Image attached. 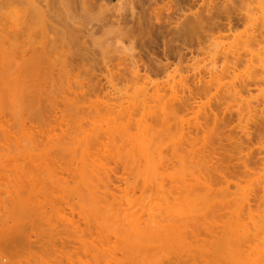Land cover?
<instances>
[{
	"label": "rangeland",
	"instance_id": "374dc122",
	"mask_svg": "<svg viewBox=\"0 0 264 264\" xmlns=\"http://www.w3.org/2000/svg\"><path fill=\"white\" fill-rule=\"evenodd\" d=\"M18 2L21 3L19 0H0V21L4 19V21L0 23V31L2 26L9 25L10 22L12 26L9 25V27L7 26L6 28L10 29L11 26V30H13V20L16 19L15 17L20 19L18 10L20 11L21 6H19L20 4ZM113 10L114 11L111 10V13L117 16L119 15L118 17L120 20L118 22L119 25L116 23L113 26L114 34H110L108 36L97 35L95 37L97 40L88 39L84 45L87 56L83 61L79 57L68 58L69 64L76 65V63L78 64L80 62L79 64L81 67V69L69 71L70 73L52 72L53 74L41 73L39 75H34L31 72L22 71L19 59V42H17V39L15 38L13 41H7L8 39L6 37L10 36L8 35L9 33L4 31V29L1 31V33L4 35L5 33L7 34L5 35L6 37L4 36L3 41V38H0V162L2 163H0V204L2 202L0 205V225L2 224V226H0V234H4V231H6L7 234L5 233V236L1 234L2 236H0V240L3 238V241L6 242L10 239L9 242L11 243V238H14L12 243H15V245L1 241L4 243L3 246V244L0 242L3 248L11 247L10 245H12V247L14 246L13 249L9 248L10 250L7 249L6 251L0 247V251L1 249L3 250L0 253V264H39V262L40 264H263L264 244L262 243L264 240V225L261 224H264V0H121L117 3L116 7L113 8ZM146 10H150L154 12V14L157 13V17L153 16V19L148 18L149 16L147 17L145 16L146 14H144ZM17 13L19 16H17ZM11 16H13V20H11ZM5 18H7L6 22L7 20L10 22L5 24ZM16 20L14 21L16 22ZM18 21L19 20H17V22ZM124 21L127 23L125 22L124 24ZM19 22L17 23L18 25H20ZM16 23L15 25H17ZM17 27L19 30L20 26H15L14 31L17 30ZM8 29L7 31H10ZM18 30L17 32L15 31L16 33H13L18 34ZM80 30L84 31L85 27L81 26ZM13 36L11 35L10 39H13ZM15 37H17V35H15ZM72 59H74V61ZM159 103L161 105L167 106L171 110H168L169 112L174 111L172 112V115L175 116H172L168 112L165 114V117H169L165 119L166 121H162L163 117L160 116L163 113H160L161 110L159 108ZM171 103L174 105V107L171 105ZM177 105H179V107ZM160 107L162 109L163 106ZM171 107L174 110H172ZM130 109H134L132 113L135 114L131 117L134 124H129V126L127 125L128 127L125 125L126 127H123L121 123L123 124L126 120H128L127 117H129L128 114L131 111ZM178 111L180 112L177 115ZM132 113L130 112V115H132ZM94 115H97L98 117L96 116L95 119ZM156 115H159L158 118H161V120L157 119ZM90 116H92V119ZM176 117L177 120L179 118L182 119L181 124L179 123L181 120L177 121ZM109 119L110 121H108ZM121 119H123V122H121ZM164 122L167 123L164 124ZM146 123H148V125H145ZM178 123L180 126H178ZM146 126H150L149 128L152 126L153 129L151 130H153V132L151 130L148 131L149 128H145ZM179 128L181 131H179ZM99 129L100 132L98 131ZM145 129L148 131V134ZM150 132L153 134L148 136ZM179 132L183 134V139L181 138ZM79 133L81 134L79 135ZM69 134H76L74 137H77L76 139L80 142L85 140L84 136H86V138H88V145L91 143L92 146L86 145L87 139L85 142L83 141L84 143L82 142L83 144H79L74 138L78 143V147L81 145V149L84 148L82 147L84 144L86 145H84L86 148L82 150L83 153L85 152L84 154L81 153L78 148L79 151L77 153L80 155L77 157L76 155L78 154L75 152L77 149H74L75 144H72L73 146L70 144L72 141L75 142V140H72L73 138H69L71 141H67V143L66 140L69 139H63L65 136L68 137ZM154 134L160 139H157L155 136L156 140L154 138L153 140L155 141L153 143L151 135L154 136ZM93 135L96 138L93 137ZM179 136L183 141H181L180 145V139L178 138ZM139 137L144 138L140 140L141 138L138 139ZM58 138H60V140L62 138L64 141L59 140V143L57 142ZM135 138H137V141H135L134 144V140H136ZM203 138L205 140L207 138V141L204 142ZM51 139H55L54 141L57 140L55 142L56 144L54 143L56 146L58 144L63 145L60 148L62 150H60L58 155L56 152H54L56 147H53L54 150H51L50 152L52 145L55 146L53 144L54 141L52 142ZM145 139H147L146 141L149 139L150 143L146 142ZM39 140L40 142H36ZM50 140L52 145L50 144ZM106 140L107 142L105 143ZM157 140L158 143H160L159 146L161 145L158 148L159 152L161 151L164 158H166L168 161L166 163L165 160V165L162 169H160V172H158L159 170H157L156 167L154 168L156 171L151 168V166L154 167L157 163V158L155 157L156 160H153V156L149 155L157 154ZM62 141L63 143L66 142L67 144L65 143L66 145H64L61 143ZM29 142H31V144ZM151 142L153 144L156 143L157 145L154 146ZM22 143L24 145H22ZM10 144L13 145L11 146ZM34 144L35 148L31 146ZM68 144L71 146H68ZM145 144L149 145L150 148L152 146L151 150L150 148L148 150L149 146L147 147ZM39 145H41V148ZM139 145L140 148L138 147ZM48 146L51 147L48 148ZM64 146L67 147V149L69 147H74L73 149L71 148L72 150L70 149L71 151H69V149L68 151L69 153L72 152L71 155L75 158L70 157L71 155L67 156L69 153L67 150L66 153L63 151L66 149ZM143 146L147 147L145 148V151L148 152V156L144 151V148H142L143 151L141 150V147ZM31 147L33 150H30ZM90 147L93 148H91L93 150L92 152L95 151V154L93 153L94 155L88 153ZM135 147L140 149L139 152L142 151L140 155L143 154L142 156H144L146 154L147 159H150L148 160L152 165H148L150 168H145L148 170L152 169L153 173L158 172V175L161 173V171H164L165 173L167 170V174L172 172L170 173L171 176L175 175L176 177H179V174H181L179 172L182 171L180 169V171L178 170V168L182 166L181 165L179 167V156L183 157L182 154H179L183 152L184 155H187V152L196 153L199 154V156L203 155L207 162V165H205L206 163L204 162V166H206L208 170L209 168L214 167L215 169H213L216 172H212L210 174L209 170V176H207V174L203 173L201 170L202 173L199 172L201 173L200 176L203 177L201 178L198 171H194V173H198L196 175L197 178L199 176L198 183H195L197 178L194 181L196 176L193 173L195 177L193 176L194 179H192L195 183V186L191 185L193 184L192 182L189 183V181L192 179H186L188 182L186 180L183 182V179L180 177V180L182 179V181L178 182L180 184H187L186 188L180 187V189H178V182H176L178 187L172 186L171 188L170 185H174L171 182L175 181V177L174 181L171 182H169L170 178L167 180V177H164L162 182H165L164 184L166 185L163 187L159 179L157 185H154L157 179L156 181L155 178L152 180V177L154 174L156 176L157 173L149 175L148 172L150 173V171L146 170V173L148 174L147 176L152 178L151 181H154L153 186L151 182V186H148L149 183H147V185L144 184L143 181L147 177L146 176L144 178L142 175L145 173H143V160L136 156L137 154L139 155V153L137 149L135 151ZM153 147H155L154 151ZM99 148L102 150V153L99 152ZM18 149L21 150L19 151ZM176 149L179 151V153L176 151ZM130 150L135 154L134 158L141 167L140 168L137 164L136 166L138 167H136V169L139 168L137 170H135L134 167L136 162L132 166L131 159L133 158H129L127 155L129 154ZM61 151H63L66 156L63 152L62 156ZM150 151L157 152L151 153ZM9 152L13 154H10ZM16 152L19 153L17 154ZM29 152H31V154H29ZM52 152H54L56 156ZM192 153L189 155L191 158L193 157L192 155H194ZM1 154L3 156H1ZM50 154L54 157V159ZM102 154L107 156V158H111V155H113L112 158L114 159L107 161V164H109L108 167L110 168L106 167L108 169H104L102 167L103 169L100 168L98 169L99 172H97H102V176H108H104L103 179L101 178L104 181L105 179L107 181L108 178L109 182L111 179L114 180H111V184L108 186L107 190H105L104 186L100 187L98 185L97 187V185H91V182L96 184L97 181L96 178L94 181V176L96 177L97 174L91 175L90 172L94 173V166L95 168L98 165L100 167L101 163L103 164V162L106 161L102 159ZM28 155L30 157H28ZM41 155L44 157H41ZM92 155L94 157L97 155V157L102 159L103 162L98 164L100 160L98 161V159L94 158L92 160L93 166L90 168L92 170L88 172L86 170V165L89 162L86 161V159L89 157L88 160L90 161V157ZM32 156L34 159L31 158ZM82 156L85 157V159ZM150 156H152V158H150ZM196 157L193 158L197 160ZM81 158L85 160V163H88L84 165ZM183 158L181 161L185 159ZM198 159L200 158L198 157ZM188 160H186L187 164L189 163ZM154 161L155 163L153 166ZM192 161H190V163ZM199 162L202 163L201 161ZM33 164L34 166H32ZM73 164L74 167L79 166V170H82L80 173L78 168L75 169L78 170L80 175L82 174L85 177V171L83 172V170H86L91 175L89 180H92L91 177H93L90 185L92 187L94 186V188L96 186V189L90 188L89 191L87 187L88 183L82 185L83 181H87H82V179H85L86 177L81 178L82 175H78L79 173L76 174L75 170L73 171L74 175L71 174L72 169H74ZM80 164H82V166ZM90 164L91 162L88 165L89 167ZM104 164L107 166L106 162H104ZM182 164H185V162ZM105 165L103 166L105 167ZM197 165L200 164L197 163ZM197 165H195L196 168L198 167ZM61 167H63L64 170L67 168L69 169L64 171ZM124 167L126 168L124 169ZM201 167L200 169L203 168ZM70 169L71 171H69ZM90 169L88 168V170ZM109 169L110 173L108 172L109 174H106L107 170L109 171ZM175 169L179 172H176ZM191 169L193 168L191 167ZM55 170L56 172L58 171V176H56L60 179L56 177V180H59V183L61 180H63L61 181V184L62 182L66 183V186L71 188L73 186L72 190L66 188L67 192L71 191L73 193L68 192L67 195L63 194L64 196H67V199L61 195V197H63V202L61 201L60 204L58 202L61 200V198L60 195L57 194H61L62 191L58 190L59 185L54 181L55 176L51 174ZM197 170H199V168H197ZM187 171H189V173H187L184 178H188V174L190 175L191 171L189 169H187ZM175 172L176 174H173ZM17 173L19 174L17 175ZM45 173L47 175H45ZM146 173L144 175H146ZM182 174H185V172ZM22 175L24 178H22ZM160 175H162V173ZM141 176L143 177V180ZM190 176H192V173ZM41 177L43 181H41ZM148 177L146 178L147 182L149 180ZM161 177L163 178V176ZM206 177H209V180L212 178V184L209 182V180L208 182L210 185L207 184L210 187L213 185L210 190H221V193L223 194L220 192V194L218 192H212L210 194H206L207 196H205L204 194L207 192L205 191L206 184H203L202 181H204L203 179H206ZM52 178L53 181L51 180ZM77 178L79 180H77ZM200 178L202 180V185L205 186L204 189H200L204 186L197 187L198 184L201 185ZM177 179L179 178H176V180ZM76 181L78 182L77 189L74 185ZM52 182H54V185L56 183V188L58 190H56L58 192L57 194L56 192L53 194L55 186L53 188L54 190H52ZM158 184L161 185L158 186ZM80 185L81 187H79ZM15 186L18 187L16 188ZM31 186L33 187L31 188ZM74 186L76 190L79 188L82 189L81 191L79 190L80 193L77 192V194H79L78 198L75 196L76 193H74V191L76 192V190L74 189ZM83 186L86 187V190L88 191L85 189L83 190ZM154 186L157 188L156 190ZM22 187L24 188L22 189ZM34 187L37 188L35 189ZM158 189L160 191H158ZM63 190L65 191L63 192L66 194V190ZM162 192H165L164 194L166 195L167 199L162 195ZM102 193H105L103 197ZM110 193L112 194L111 196H109ZM157 193H159L161 197ZM156 194L158 196L157 198L155 197ZM150 195L153 196L150 197ZM208 195L211 196L208 197ZM40 196L44 198L42 199ZM50 196L52 198L53 196L58 197L57 199L59 201H52L56 202L53 203L54 208H49L48 206L52 205L51 200H49L51 198ZM162 196L165 198V200H163L165 201L167 207H169L171 203L175 202L177 198L180 197L178 203L182 201V203H180L181 205L176 202L177 204L174 203L175 205L173 204V207L176 206L178 209H181L177 211V208L174 209L172 206L167 209L166 205L161 200ZM8 197H10V199ZM95 197H101L102 199H95ZM149 197L152 201H155V203H152ZM159 197L160 199H158ZM23 198H25L24 201ZM141 199L144 200L142 201ZM31 200H33V202ZM85 200L86 202H84ZM106 200L107 204L105 203ZM110 200L111 202L109 203ZM220 200H222V202ZM246 200H249L248 205L250 204L249 207L252 211L251 214H248L247 212L249 207L247 208ZM17 201H22L21 205ZM134 201L136 203H134ZM139 201L141 202L139 203ZM166 201H170V203L168 204ZM144 202L146 204L143 206ZM156 202L158 204L161 202L163 203L161 204L163 206L160 205L161 209L164 206L166 211L171 209L172 212H170L171 210L168 211L170 213L167 214L166 217L167 219H173L167 220L168 223L163 219V226H161L160 222H158V224H160L158 225L160 230H162L161 228L164 226L166 227L168 224H172L169 228L167 227L169 230H165V227L163 228L164 234L160 233V230H158V232L156 229L158 232V238L156 234L157 232L155 233L156 236H154L153 230V228L155 229L157 227L152 226V228L151 225L148 226L150 222L146 223L147 225H145L146 228L147 226L150 227L145 229L147 230L146 232L142 229L143 233L146 235L143 236L146 237L142 238L143 240L137 238L136 236V240L135 238L133 240L134 236L132 235L135 233V231L131 232L132 234L129 235V230L128 233L123 232L118 227L119 222L114 224V222L117 221L114 219V217L116 218L117 216L118 218V215L116 214L119 212L121 213V211L128 212L132 210L133 212L136 208V212L138 208H141L138 211L139 213H137L141 214L140 212L142 208L144 211H147V209L149 211L151 210L149 208L151 206L156 207L157 209H154L159 211L160 206H157L158 204ZM14 203H18L20 207L23 204H26L27 206L23 205L22 207H28L30 210H27L24 207V211ZM125 203H127V205ZM185 203H188L189 205H185ZM223 203L226 206H224ZM129 204H131V207ZM134 204H136V206ZM68 205L71 207H67ZM14 206L19 207V209H16ZM206 206L208 207L205 208ZM72 207H74L76 211L73 210ZM31 208L33 211H31ZM100 208L102 210H100ZM245 208L247 209L245 210ZM1 209L3 210L1 211ZM79 210L82 211V213L79 212ZM99 210L101 212L104 210L106 214L104 211L101 213V215L98 214L100 213ZM156 210L152 211H154L157 216H160L162 214V210L160 212H157ZM175 210L178 213L175 212ZM180 210L183 213L180 212ZM77 212L80 214H77ZM166 213L164 215H166ZM245 213L247 215H243ZM255 213L257 216H255ZM14 214L19 216L20 219H23H19L20 222L22 221L21 224ZM22 214L23 216L25 215V217H23ZM28 214L30 215L31 219L29 218ZM34 215L37 216L34 217ZM164 215L162 216L164 217ZM21 216L23 218H21ZM46 217L48 219H46ZM10 218L12 219L10 220ZM216 218L218 219L217 221ZM70 220L71 227L70 224H67ZM141 221H143V219ZM237 222H239L238 225L235 224ZM97 224L99 225L98 230ZM254 224L256 227H254ZM195 227L198 228L196 229ZM258 227L260 229H258ZM13 228L15 229V233L11 232ZM19 229L20 232L22 231L21 233L19 232ZM86 229L87 231H85ZM114 229H116V231ZM150 229L151 231L153 230L152 233L155 239L148 238V234L151 233L148 232ZM60 230H62L63 233ZM254 230H256V232ZM247 231L249 232L247 233ZM69 232L70 234L72 232V234L69 235ZM102 232H105V234ZM167 232H170L168 236ZM82 233L84 235H82ZM152 233L150 234L151 238L153 237ZM8 234H11L10 238L7 236ZM23 234H25L26 237H29L30 241L26 242V238ZM247 234L249 236H246ZM110 235H112V237H110ZM113 235L118 236L119 238L117 237L118 239L116 238V240ZM130 236H132V240ZM225 236L227 238H225ZM50 237H52V240ZM128 237L129 239H127ZM48 238L51 241H49ZM151 240L152 242H150ZM32 241L35 242L30 244ZM131 241L134 242L132 243ZM189 244H191L190 246L193 245V247L191 248ZM122 245H125L124 247L126 249ZM186 245L190 247V249H188V251H190L187 254V250H184L187 247ZM111 246H116L114 247V251ZM41 247L44 249L42 248L41 250ZM107 249L110 250L106 251ZM11 250H13V252L10 253ZM123 250L124 253L122 252ZM8 252L9 254H7ZM5 254H7V256ZM113 255L116 257L114 258ZM220 256H222V259H219ZM215 257L217 259L214 260ZM118 258L120 259L119 262H117Z\"/></svg>",
	"mask_w": 264,
	"mask_h": 264
},
{
	"label": "bare ground",
	"instance_id": "6f19581e",
	"mask_svg": "<svg viewBox=\"0 0 264 264\" xmlns=\"http://www.w3.org/2000/svg\"><path fill=\"white\" fill-rule=\"evenodd\" d=\"M19 1H21V3H19L20 5L19 6H21V9H20V11L18 10V12H19V14H20V19H17V17H15L17 20H19L18 22H19V24L20 25H18L17 23V20L16 19H14V20H16V22L13 20V16H11L10 18H11V20H13V22H12V24H14L13 26V30H11V22L9 21L10 19H9V17H8V19L9 20H7V22L9 23L10 22V24L9 25H11L10 26V29H8V28H6L7 26L9 27V25H6V26H2V29H1V31L4 29V31H6L7 33H9L8 35H10V36H8V37H6L5 35L7 34V33H5L4 31V33H5V35L3 34V33H1V31H0V38H3L2 39V41L4 40V36L8 39L7 41H13L14 40V38L15 39H17V42H19V48H20V52H19V59H20V66H21V69H22V71H25V72H31V73H33L34 75L35 74H41V73H43V74H48V73H52V72H55V73H59V72H69V71H72V70H78V69H81V67H80V62L77 64L76 63V65H72V64H69L68 63V58L70 57V58H75V57H79L82 61L86 58V56H87V54H86V50H85V48H84V45H85V43H86V41L88 40V39H95V37L97 36V35H100V36H108V35H110V34H114V29H113V26L117 23L118 25H119V15L117 16V15H115V14H113V13H111L112 11H114L113 10V8L114 7H116V5H117V3L118 2H120L121 0H19ZM43 3V4H42ZM112 8V9H111ZM112 10V11H111ZM19 14L17 13V16H19ZM144 14H146L145 16H149L148 18H154L155 16L157 17V13L156 14H154V12H152V11H150V10H146L145 12H144ZM154 16V17H153ZM121 18H122V16H121ZM125 18V17H124ZM123 18V19H124ZM6 19L7 18H5V24L7 23L6 22ZM122 20V19H121ZM125 20V19H124ZM2 21H4V19L3 20H1L0 21V23L2 22ZM17 24V25H15V23ZM125 22L126 21H124V24H125ZM4 23H2V24H4ZM127 23V22H126ZM123 24V25H124ZM15 26H20V28H19V30H18V27H17V30L19 31L18 32V34H14L13 32H17V30H15L14 31V29H15ZM81 26H84L85 27V30L84 31H81L80 30V28H81ZM5 27V28H4ZM6 29V30H5ZM7 29L8 30H10V31H7ZM12 31V32H11ZM11 32V33H10ZM15 32V33H16ZM11 35L13 36V39L11 40L10 39V37H11ZM15 35H17V37H15ZM3 36V37H2ZM10 39V40H9ZM95 40H97V38L95 39ZM94 40V41H95ZM1 41V40H0ZM83 50V51H82ZM85 50V51H84ZM73 61H74V59H72ZM72 61V62H73ZM76 61V60H75ZM69 62H70V60H69ZM82 69H83V67H82ZM82 71V70H81ZM77 72V71H76ZM70 73V72H69ZM53 74V73H52ZM69 101H71V100H69ZM73 101V100H72ZM72 103V102H71ZM136 103V102H135ZM138 103V102H137ZM161 103H162V101H161ZM160 104V103H159ZM133 105V104H132ZM141 105V104H140ZM171 105H172V103H171ZM170 105V106H171ZM182 105V104H181ZM136 106V105H135ZM138 106V105H137ZM160 106H163L162 107V109H161V107ZM160 106H159V108H160V113H163L162 115L161 114H159V115H161L160 117H163L162 118V121L163 120H165V119H167L169 116H166L165 117V114H167L169 111H171L167 106H164V105H161L160 104ZM173 107H174V105H172ZM178 107H179V105H177ZM107 107V106H106ZM134 107V106H133ZM140 107V106H139ZM185 107H186V103H185ZM158 108V109H159ZM176 108V107H175ZM188 108V107H187ZM191 108H192V106H191ZM110 109V108H109ZM140 109V108H139ZM156 109H157V107H156ZM171 109H172V107H171ZM189 109V108H188ZM77 110V109H76ZM76 110H74V111H76ZM79 110V109H78ZM131 111V113L133 112V110L132 109H130ZM144 110V109H143ZM155 110V109H154ZM169 110V111H168ZM172 110H174V109H172ZM179 110V109H178ZM185 110V109H184ZM187 110V109H186ZM99 111V110H98ZM110 111V110H109ZM147 111V110H146ZM157 111V110H156ZM176 111V110H175ZM92 112V111H91ZM90 112V113H91ZM111 112V111H110ZM130 112H129V117H127L128 118V120H124L125 121V123H121V125L123 126V127H126L127 125L129 126V124L130 125H132V124H134L133 123V121H132V116H134V114L135 113H132V115H130ZM135 112V111H134ZM158 112V111H157ZM156 112V113H157ZM172 112H174V111H172ZM172 112H169L171 115H172ZM179 112L180 111H178V113H177V115L179 114ZM97 113V112H96ZM143 114V113H142ZM149 114V113H148ZM99 115V114H98ZM127 115V116H128ZM155 115V114H154ZM159 115H156L157 116V119H159V120H161V118H158L159 117ZM176 115V116H177ZM95 116V115H94ZM97 116V115H96ZM96 116H95V119H96ZM100 116V115H99ZM151 116V115H150ZM172 116H175V115H172ZM207 116V115H206ZM80 117V116H79ZM91 117V119H92V116H90ZM98 117V116H97ZM149 117V116H148ZM152 117V116H151ZM165 117V118H164ZM209 117V116H208ZM207 117V118H208ZM82 118V117H81ZM126 118V117H125ZM155 118V117H154ZM171 118V117H170ZM215 118V117H214ZM213 118V119H214ZM124 119V118H123ZM123 119H121V122H123L122 120ZM138 119V118H137ZM174 119H175V117H174ZM210 119V118H209ZM94 120V119H93ZM115 120V119H114ZM134 120V119H133ZM145 120V119H144ZM176 120H177V117H176ZM178 120H181L179 123L181 124L182 123V119H178ZM177 120V121H178ZM108 121H110V119L108 120ZM137 121V120H136ZM162 121H160V122H162ZM166 121V120H165ZM205 121H206V119H205ZM93 122V121H92ZM100 122V121H99ZM98 122V123H99ZM140 122V121H139ZM91 123V122H90ZM137 123V122H136ZM135 123V124H136ZM141 123V122H140ZM167 123V122H166ZM165 122H164V124H166ZM178 123V126H180V124ZM205 123H207V122H205ZM94 124V123H93ZM114 124H116V123H114ZM118 124V123H117ZM113 125V124H112ZM126 125V126H125ZM143 125H144V123H143ZM145 125H148V123H146ZM183 125V124H182ZM181 125V126H182ZM215 125V124H214ZM213 125V126H214ZM116 126V125H115ZM127 126V127H128ZM91 127V126H90ZM119 127V126H118ZM149 128L150 126H146L145 128ZM93 128V127H92ZM96 129V128H95ZM151 129H153L152 128V126H151V128H149V130L148 131H150ZM180 129V128H179ZM99 132H100V129L98 130ZM145 131H147L146 129H145ZM148 131H147V134H148ZM152 132H153V130H151ZM179 131H181V129L179 130ZM180 133V135H181V138L183 139V134L181 133V132H179ZM81 133H79V135H80ZM97 134V133H96ZM150 134H153V133H149V135L148 136H150ZM74 135L76 136V134H69L68 135V137L67 136H65L63 139H69V138H73L72 140H75L77 137H74ZM91 135H92V133H91ZM95 135V134H94ZM93 135V137H95ZM69 136H71V137H69ZM73 136V137H72ZM102 136V135H101ZM100 136V137H101ZM146 136V135H145ZM148 136H147V138H148ZM155 134H154V136H152L151 135V138H152V140L155 138ZM81 137V136H80ZM85 137V140H82V142L84 141H86V139H87V144L86 145H88V138H86V136H84ZM11 138V137H10ZM75 138V139H74ZM82 138V137H81ZM96 138V137H95ZM99 138V137H98ZM97 138V139H98ZM108 138V137H107ZM141 137H139L138 139H140ZM142 138H144V137H142ZM142 138L140 139V140H142ZM156 138L157 139H160L158 136H156ZM156 138H155V140H156ZM179 139H180V142H179V145H180V143H181V141H182V139L180 138V136L178 137ZM25 139V138H24ZM32 139V138H31ZM62 138H61V140H63ZM80 139V138H79ZM83 139V138H82ZM100 139V138H99ZM99 139H98V141H99ZM102 139V138H101ZM136 140H134V144H135V141H137V138H135ZM178 139V140H179ZM5 140H6V138H5ZM8 140V139H7ZM22 141H24L23 139H21ZM52 140V142L55 140H53V139H51ZM51 140H50V144L52 145V143H51ZM59 140H60V138H58V141L57 142H59ZM60 140V141H61ZM77 140V139H76ZM76 140H75V142H76ZM90 140V139H89ZM103 140H104V138H103ZM130 140H131V138H130ZM139 140V141H140ZM147 139H145V141H146ZM155 140H153L152 142L154 143V141ZM27 141V140H26ZM49 141V140H48ZM56 141H54L53 142V144L56 142ZM64 141V140H63ZM63 141L61 142V143H63ZM69 142V141H71V139H69V140H66V142ZM78 141V140H77ZM161 141V140H160ZM159 141V142H160ZM203 141L204 142H206L207 141V138H206V140L203 138ZM32 142V141H31ZM31 142H29L30 144H31ZM36 142H40V140L39 141H36ZM35 142V143H36ZM65 142V143H66ZM67 142V143H68ZM72 142H74V141H72ZM70 143L71 145L72 144H75L74 145V149L76 150H74L75 152H76V154H78V155H76L77 157L80 155L79 153H77L79 150L81 151V153H83V149H85L86 147V145L84 146H82V147H84V148H82L81 149V145L78 147V143L79 144H83L82 142H80V141H78V143L76 144L75 142L74 143ZM91 142V141H90ZM93 142V141H92ZM95 142V141H94ZM104 142V141H103ZM107 142V140L105 141V143ZM141 142V141H140ZM146 142H148V143H150L149 142V139H148V141H146ZM151 142V143H152ZM183 142V141H182ZM14 143H15V140H14ZM27 143H28V141H27ZM46 143H48V142H46ZM60 143V142H59ZM65 143H63L64 145H66ZM129 143H130V141H129ZM145 143V142H144ZM143 143V144H144ZM152 143V144H153ZM177 143V142H176ZM175 143V144H176ZM17 144V143H16ZM24 144H25V142H24ZM23 143H22V145H24ZM40 144V143H39ZM49 144V145H50ZM56 144V143H55ZM54 144V145H55ZM70 144H68V146H71ZM98 144V143H97ZM137 144V143H136ZM140 144V143H139ZM151 144V145H152ZM158 144V145H157ZM157 144L155 143V144H153L154 146L155 145H157L156 147H157V151H155V152H151V153H156L157 152V154H149V155H152L153 156V160L155 159L156 160V158H157V163L155 164V166H154V163H155V161L153 162V166L154 167H152L151 166V168L154 170V171H156V169L157 170H159L158 172H160V169H162L163 167H164V165H165V160H166V163L168 162L167 161V159L166 158H164V156H163V154H162V152L160 151L159 152V147L161 146H159V144L160 143H158V140H157ZM184 144V143H183ZM11 145V144H10ZM13 145V144H12ZM11 145V146H12ZM21 145V144H20ZM48 145V144H47ZM46 145V146H47ZM58 145H59V147H58ZM57 146L55 145V146H53L52 145V149H50V152H51V150L53 151L54 149H53V147H56L55 148V151L54 152H56L57 153V155L60 153V150H62V149H60L63 145H61V144H58ZM91 145V143H89V145L88 146H90ZM130 145V144H129ZM176 145H178V144H176ZM182 145V144H181ZM15 146V145H14ZM29 146V145H28ZM27 146V147H28ZM31 146H33L34 148H35V144L34 145H31ZM40 146V148H41V145H39ZM73 146V145H72ZM92 146V145H91ZM133 146H135V145H133ZM133 146H131V147H133ZM145 146H149V145H147V144H145ZM145 146H143V147H141V150H142V148H144V151H145V148H147V147H145ZM172 146H174V145H172ZM24 147V146H23ZM30 147V146H29ZM49 146H48V148H50ZM65 147V146H64ZM64 147H63V149H64ZM96 147H97V145H96ZM139 148H140V145L138 146ZM4 148V147H3ZM16 148V147H15ZM14 148V149H15ZM48 148H46V149H48ZM57 148H59V149H57ZM66 149L65 150H63L65 153H66V150H67V152L69 153V151H71L73 148L72 147H69L68 149H69V151H68V149H67V147H65ZM72 148V149H71ZM78 148H79V150H78ZM92 147H90L89 149L90 150H88V153H91V154H95V151L94 152H92L93 150V148L91 149ZM102 148H103V146H102ZM149 148H150V146L148 147V150H149ZM151 148H152V146H151ZM151 148H150V150H151ZM154 148L155 147H153V151H154ZM7 149V148H6ZM29 149V148H28ZM71 149V150H70ZM87 149H88V147H87ZM100 149V148H99ZM135 149V151H136V149H137V151H138V153H139V155L137 154L136 156L138 157V158H141L142 160H143V173L145 172L146 173V170H148L147 168H145V167H149L150 165H152L151 164V162L147 159V156H148V152H146L147 153V156H146V154L144 155V156H142V155H140V153H142V151H140L139 152V150L140 149H138V148H134ZM175 149V148H174ZM178 149V148H177ZM176 149V151H178ZM183 149V148H182ZM2 150V149H1ZM17 150V149H16ZM19 150V149H18ZM21 150V149H20ZM19 150V151H20ZM30 150H33V148L31 147V149ZM38 150V149H37ZM57 150H59V151H57ZM96 150L98 151V149L96 148ZM147 150V151H148ZM15 151V150H14ZM35 151V150H34ZM41 151V150H40ZM63 151H61V155L63 156V154H62V152ZM91 151V152H90ZM112 151H113V149H112ZM111 151V152H112ZM134 151V152H135ZM3 152V151H2ZM1 152V153H2ZM5 152V151H4ZM25 152H26V150H25ZM44 152V151H43ZM47 152V151H46ZM54 152H52L54 155H55V153ZM63 152V153H64ZM75 152H74V154H75ZM99 152H101L102 153V150L100 149L99 150ZM133 151H129V154H127L128 155V157L129 158H133V159H131V161H132V166H133V164L136 162V164L134 165V167H135V170H137V169H139V168H137L136 169V167H138V166H136L137 164L139 165V163L135 160V154L134 153H132ZM149 152V153H150ZM10 153V152H9ZM17 153V152H16ZM19 153V152H18ZM17 153V154H18ZM21 153V152H20ZM42 153V152H41ZM65 153H64V155H65ZM85 153V152H84ZM83 153V154H84ZM101 153H99V154H101ZM144 153V152H143ZM178 153H179V151H178ZM190 153H192V152H190ZM190 153H188L187 152V155H184V152L183 153H180L179 155H183V157L185 158H183L182 156H179L180 158V161H179V167L180 168H178V170L180 169V170H182V171H178V170H176V172L178 171L179 173H184L185 172V174H182V176H181V174H179V175H177V176H179V177H176L175 175H170V173H172V172H170L169 174H167L166 173V171H165V173L167 174H165L164 173V171L162 172L161 171V173H162V175H158V172H154V173H157L156 174V176H155V174L152 172L153 170L152 169H149L148 171H150V173L148 172V174L150 175V174H154L153 175V179L152 178H150V177H148L147 175V173H146V175H144V174H142L143 175V177L145 178L146 176L148 177V182H147V177L145 178L146 179V183H145V179L143 180V177L141 176V178H142V180L144 181V184H147V183H149V185L148 186H151L150 185V182H151V184H152V186H153V184H154V181H151V179L152 180H154V178H155V181H156V179H157V181H156V183L154 184V185H157V182H161L162 183V187L164 186V185H166V184H164L165 182H162V179H164V177L168 180L169 178V182H171V181H174V177H175V181L174 182H171V183H173L174 185H172V184H170L171 185V188H172V186L173 187H175V186H177L178 187V185H179V188L178 189H180V187L181 188H186V184H185V186H184V184L183 183H179V182H181L182 181V179H183V182H184V180H191L192 178L194 179V177L199 173V172H201L202 173V171H203V173H206L207 174V176H209L208 174V171L210 172V174L212 173V172H216V171H214V169L213 168H209V170H208V168L206 167V166H204V164L205 165H207V162H206V160H205V158H204V156L203 155H200L199 156V154H196V153H192V154H194V155H192L194 158L196 157V155H197V160L196 159H194L193 157V159L191 158V156L189 157V155H190ZM3 154V153H2ZM1 154V156H3ZM10 154H13V153H10ZM16 154V155H17ZM29 154H31V152H29ZM46 154V153H45ZM72 154V152H70L69 154H67V156L68 155H71ZM90 154V155H91ZM93 154V155H94ZM96 154H98V153H96ZM109 154H112V153H109ZM186 154V153H185ZM5 155V154H4ZM51 155V154H50ZM82 155V154H81ZM91 156L90 157V161L88 160V158L89 157H87V159H86V161H88L89 163L91 162V164H90V167L88 166L89 165V163L88 162H86L85 163V157H83V158H81L82 159V162H83V164L84 165H86L87 163V165H86V170L88 171V172H90L92 169H90V168H92V164H93V159L95 158V159H98V161H96V162H98V164H100V162H103V160L102 159H104V160H106V161H104V162H106V164H107V161L108 160H110V159H112V160H114L112 157H113V155H111V158H107V156H105V155H103V158L102 159H99V157H97V155H95V157L94 156ZM155 155V156H154ZM19 156V155H18ZM20 156H21V154H20ZM35 156H36V154H35ZM56 156V155H55ZM66 156V155H65ZM100 156V155H99ZM152 156H150V158H152ZM176 157H178L177 155H175ZM12 157V156H11ZM28 157H30L29 155H28ZM41 157H44V156H42L41 155ZM47 157V156H46ZM51 157H53L52 155H51ZM70 157H74V156H70ZM81 157V156H80ZM93 157V158H92ZM110 157V156H109ZM116 157V156H115ZM156 157V158H155ZM198 157L200 158V159H198ZM31 158H33V156L31 157ZM75 158V157H74ZM101 158V157H100ZM184 159V160H182L181 161V159ZM191 158V159H190ZM203 160H202V159ZM10 159V158H9ZM19 159V158H18ZM28 159V158H27ZM34 159V158H33ZM32 159V160H33ZM42 159V158H41ZM53 159H54V157H53ZM189 159V160H188ZM26 160V159H25ZM29 160V159H28ZM69 160V159H68ZM102 160V161H101ZM186 160H188V164H187V162H186ZM195 162V165H197V163L198 164H200V165H197L198 167L197 168H199V170H197V168H196V166L194 165V162ZM205 160V161H204ZM15 161V160H14ZM16 161H17V159H16ZM190 161H192L191 163H190ZM199 161H201L202 163H200ZM8 162V161H7ZM18 162V161H17ZM20 162V161H19ZM24 162V161H23ZM27 162V161H26ZM59 162V161H58ZM69 162H70V160H69ZM94 162H95V160H94ZM104 162H103V164L101 163V165H100V167H99V165L97 164V163H95V164H97L96 166V168H95V166H94V168H93V172H94V169H95V172L94 173H91L90 172V174L91 175H96V177L94 176V181H95V178H96V181L98 182V184H97V182H96V184L95 183H92L91 181L93 180V177H91L92 178V180H89L90 179V174L86 171V170H83V172L85 171V174L84 175H86L85 177L87 178H85L82 174V176L80 175V173H81V171L82 170H79V166L77 167H74V164H73V168L74 169H72V171H71V169L69 170V171H71V174L72 175H74V170L76 169V168H78V170H79V172H78V170H75L76 172V174L77 173H79L78 175H80L81 176V178L83 177V178H85V179H82V181L83 180H87V181H83V184L82 185H84V184H87L88 183V185H87V187H88V190L90 189V188H94V186L92 187L91 185H97V187H98V185L101 187V186H104V188H105V190H107L108 189V186L111 184L110 182H111V180H110V182H109V178H108V180L106 181V179H105V181L104 180H102L103 179V177L104 176H106V175H104V176H102L101 175V173H97V172H99L98 171V169H100V168H104V169H108V168H110V167H108L109 166V164H107V166L104 164ZM184 163L185 162V164H182V163ZM197 162V163H196ZM205 162V163H204ZM1 163V162H0ZM12 163H14V162H12ZM66 163V162H65ZM75 163V162H74ZM78 163V162H77ZM181 163V164H180ZM2 164V163H1ZM6 164V163H5ZM28 164V163H27ZM38 164H40V163H38ZM69 164V163H68ZM192 166H191V165ZM203 164V165H202ZM7 165V164H6ZM25 165V164H24ZM23 165V166H24ZM81 166H82V164H80ZM103 165H105V167L103 166ZM149 165V166H148ZM185 167H184V166ZM187 165V166H186ZM188 165H190V166H188ZM201 165H202V167H201ZM1 166V165H0ZM9 166H11V165H9ZM21 166V165H20ZM32 166H34V164L32 165ZM44 166H45V163H44ZM49 166V165H48ZM166 166H167V164H166ZM194 166H195V168H196V170H195V168H194ZM25 167H30V166H25ZM51 167V166H50ZM64 167V166H63ZM63 167H61V168H63ZM69 167V166H68ZM106 167H108V168H106ZM139 167H140V165H139ZM156 167V169H154ZM184 167V168H183ZM187 167H190V168H187ZM191 167L194 169H191ZM200 167L202 168V169H200ZM10 168V167H9ZM47 168V167H46ZM57 168V167H56ZM72 168V167H71ZM85 168V167H84ZM83 168V169H84ZM88 168L90 169V170H88ZM102 168V169H103ZM126 167H124V169H125ZM141 168V167H140ZM150 168V167H149ZM16 169V168H15ZM19 169V168H18ZM33 169H35V168H33ZM42 169H43V167H42ZM50 169V168H49ZM60 169V168H59ZM67 169H69V168H67ZM66 169V170H67ZM187 169H189L191 172H190V175H191V173H192V176H190L189 174H188V178H184V176L185 175H187V173H189V171H187ZM207 169V170H206ZM31 170V169H30ZM41 170V169H40ZM56 170H58V169H56ZM56 170L55 171H53V173H51L52 175H54L55 176V179H54V181L59 185L58 186V190H61L62 192L64 191L63 189H65L66 190V188H69V190L71 189L72 190V188H73V186H72V188L71 187H67L66 186V183H63L62 182V184H61V181H63V180H61L60 181V183L56 180V177L58 176V171L56 172ZM63 170H64V168H63ZM66 170H64V171H66ZM114 170V169H113ZM165 170V169H164ZM186 170V171H185ZM193 170V171H192ZM202 170V171H201ZM205 170V171H204ZM211 170H213V171H211ZM18 171V170H17ZM49 171V170H48ZM194 171H198V173H194ZM46 172V171H45ZM50 172V171H49ZM52 172V171H51ZM68 172V171H67ZM73 172V173H72ZM82 172V173H83ZM110 173V169H109V171L107 170V173L106 174H109ZM111 172H113V171H111ZM138 172V171H137ZM136 172V173H137ZM142 172V171H141ZM152 172V173H151ZM168 172V171H167ZM176 172L175 173H173V174H176ZM7 173V172H6ZM11 173V172H10ZM15 173V172H14ZM13 173V174H14ZM34 173V172H33ZM70 173V172H69ZM165 174V176H164V174ZM193 173H194V175H193ZM201 173H199V176H200V174ZM19 173H17V175H18ZM28 174V173H27ZM32 174V173H31ZM42 174V173H41ZM40 174V175H41ZM60 174V173H59ZM105 174V173H104ZM114 174V173H113ZM9 175V174H8ZM24 175H26V174H24ZM45 175H47L46 173H45ZM51 175V176H52ZM57 175V176H56ZM101 177H100V176ZM151 175V176H152ZM23 176V175H22ZM30 176H32V175H30ZM88 176V177H87ZM115 176V175H114ZM113 176V177H114ZM155 176V177H154ZM159 176V177H158ZM161 176H163V178L161 177ZM169 176V177H168ZM171 176V177H170ZM194 176V177H193ZM199 176H198V178H197V176L195 177V179H194V181L196 180V178H197V182L195 181V183H198V181H199ZM15 177V176H14ZM18 177V176H17ZM21 177V176H20ZM44 177V176H43ZM49 177V176H48ZM106 177H108V176H106ZM157 177V178H156ZM180 177L182 178L181 180H180ZM190 177V178H189ZM201 177V176H200ZM7 178V177H6ZM22 178H24V176L22 177ZM39 178V177H38ZM50 178V177H49ZM54 178V177H53ZM53 178L51 179L52 181H53ZM58 178V177H57ZM75 178H76V176H75ZM102 178V179H101ZM112 178V177H111ZM176 178H179V179H177L176 180ZM201 178H203V177H201ZM201 178H200V183H201V185H199L198 184V186L197 187H199V186H204V185H202V182H203V184H206L205 186H206V188H205V186L204 187H201L200 189H206L205 191H207L204 195L205 196H207L206 194H210V193H212V192H220L221 193V190L220 191H218V190H216L215 189V191L213 190V191H211L210 189H211V187L213 186V185H211V187L209 186L210 185V183H211V179L209 180V177H206V179L204 178L203 180L205 181H202L201 180ZM208 178V179H207ZM16 179V178H15ZM18 179H19V177H18ZM17 179V180H18ZM21 179V178H20ZM31 179V178H30ZM58 179H60V178H58ZM79 179H80V177H79ZM78 178H77V180H79ZM114 179H115V177H114ZM158 179H159V181H158ZM161 179V180H160ZM165 179V180H166ZM172 179V180H171ZM193 179L191 180V181H189V183L190 182H192L193 184H191V185H194L195 186V183L193 182ZM35 180V179H34ZM89 180V181H88ZM165 180H163V181H165ZM166 180V181H167ZM186 180V181H187ZM208 180H209V182H208ZM9 181V180H8ZM11 181V180H10ZM25 181H27V180H25ZM36 181V180H35ZM41 181H43V179H42V177H41ZM46 181V180H45ZM93 181V182H94ZM112 181H114V180H112ZM179 181V182H178ZM185 181V182H186ZM202 181V182H201ZM208 183H207V182ZM19 182V181H18ZM29 182V181H28ZM34 182V181H33ZM84 182H86V183H84ZM90 182H91V185H90ZM176 182H178V185H177V183ZM188 182V181H187ZM8 183V182H7ZM17 183V182H16ZM20 183V182H19ZM35 183V182H34ZM56 183H55V185H54V182H52L51 183V185L53 186H51L52 188V190H54L53 191V194H55V192H56V194L58 193L57 191V186H56ZM81 183V182H80ZM79 183V184H80ZM175 183H176V185H175ZM9 184V183H8ZM15 184V183H14ZM23 184V183H22ZM77 184H78V182L76 181V183H74V185L76 186V189H77ZM207 184H209V185H207ZM212 184V183H211ZM11 185V184H10ZM21 185V184H20ZM24 185V184H23ZM26 185V184H25ZM32 185V184H31ZM44 185H46V184H44ZM114 185H115V183H114ZM161 185V184H160ZM159 184H158V186H160ZM181 185V186H180ZM182 185H183V187H182ZM14 186V185H13ZM36 186V185H35ZM39 186V185H38ZM42 186V185H41ZM54 186H55V188H54ZM75 186H74V189H75ZM113 186V185H112ZM16 188L18 187V186H15ZM21 187V186H20ZM33 186H31V188H32ZM40 187V186H39ZM79 187H81V185L79 186ZM96 186H95V188L94 189H96L97 188ZM115 187V186H114ZM157 187V186H156ZM166 187V186H165ZM187 187H188V185H187ZM190 187V186H189ZM207 187H210V188H207ZM264 187V186H263ZM24 187H22V189H23ZM26 188H29V187H26ZM35 188V187H34ZM34 188H33V190H34ZM37 188V187H36ZM35 188V189H36ZM44 188H45V186H44ZM49 188V187H48ZM47 188V189H48ZM54 188V189H53ZM59 188H61V189H59ZM113 188V187H112ZM150 188H152V187H150ZM154 188H155V186H154ZM159 188H161V187H159ZM192 188L194 189V187L192 186ZM21 189V188H20ZM47 189H46V191H47ZM73 189V190H74ZM75 189V190H76ZM86 190V187H84L83 186V190ZM91 189V190H92ZM100 189V188H99ZM111 189V188H110ZM157 188H155V190H156ZM197 189V188H196ZM199 189V188H198ZM208 189V190H207ZM263 189V188H262ZM14 190V189H13ZM17 190V189H16ZM49 190V189H48ZM57 190V191H56ZM82 190V189H78V190H76V192L74 191V193H76L75 194V196H77V198H78V196H79V194H77V192L78 193H80V191ZM88 190H86V191H88ZM112 190V189H111ZM192 190V189H191ZM190 190V191H191ZM35 191V190H34ZM33 191V192H34ZM44 191H45V189H44ZM90 191V190H89ZM158 191H160L159 189H158ZM157 191V192H158ZM170 191V190H169ZM211 191V192H210ZM223 192H225L224 190H222ZM10 192V191H9ZM30 192V191H29ZM37 192V191H36ZM41 192H42V190H41ZM61 192V194L59 193V194H57V195H60V198H61V200L59 201L57 198L58 197H56V196H53V198L51 199H49V200H51V203H52V205L50 206V205H48L49 206V208H54V204L53 203H56V202H52V201H59L58 203L60 204V202L62 201L63 202V197H61V195L62 196H64V195H67V193L69 192H67V190H66V194L63 192L62 193ZM94 192V191H93ZM97 192V191H96ZM99 192V191H98ZM105 192V191H104ZM156 192V191H155ZM167 192H168V190H167ZM16 193V192H15ZM23 193H25V194H28V193H26V192H23ZM37 193H39V192H37ZM69 193H73V192H69ZM113 193V192H112ZM161 193V192H160ZM165 193V192H164ZM163 192H162V195L164 196V197H166V195L164 194ZM219 193V194H220ZM6 194H8V193H6ZM33 194V193H32ZM31 194V195H32ZM45 194V193H44ZM47 194H49V193H47ZM64 194V195H63ZM88 194V193H87ZM103 194V195H102ZM101 195H102V197L104 196V194L105 193H102ZM157 194H159V193H157ZM157 194L155 195V197L157 198L158 196H157ZM221 194H223V193H221ZM12 195V194H11ZM22 195V194H21ZM21 195H20V198H21ZM41 195V194H40ZM82 195V194H81ZM100 195V194H99ZM112 194L110 193V195L109 196H111ZM37 196V195H36ZM43 196V195H42ZM42 196H40V197H42ZM89 196V195H88ZM93 196V195H92ZM107 196H108V194H107ZM107 196H105V197H107ZM153 195H150V197H152ZM159 196H160V194H159ZM163 196H162V201L164 202V204H165V198H163ZM170 196V195H169ZM188 196V195H187ZM209 196H211V195H208V197ZM221 196V195H220ZM224 196H225V194H224ZM39 197V196H38ZM47 197H49V196H47ZM66 197V198H65ZM81 197V196H80ZM84 197V196H83ZM94 197V196H93ZM149 197V198H150ZM161 197V196H160ZM160 197L158 198V199H160ZM181 197H184V196H181ZM244 197V196H243ZM7 198V197H6ZM9 199H10V197H8ZM12 198H13V196H12ZM19 198V199H20ZM33 198H35V197H33ZM37 198V197H36ZM44 197H42V199H43ZM55 198V199H54ZM64 198L65 199H67V196H64ZM82 198V197H81ZM80 198V199H81ZM96 198H99V197H95V199ZM101 198V197H100ZM99 198V199H100ZM109 198V197H108ZM107 198V199H108ZM112 198V197H111ZM117 198V197H116ZM170 198V197H169ZM168 198V199H169ZM203 198V197H202ZM217 198V197H216ZM2 199H3V197H2ZM5 199V198H4ZM45 199H48V198H45ZM57 199V200H56ZM64 199V200H65ZM102 199V198H101ZM157 199V200H158ZM164 199V200H163ZM166 199H167V197H166ZM263 199V198H262ZM22 200V199H21ZM25 200V198H23V201ZM34 200V199H33ZM33 200H31L32 202H33ZM40 200H41V198H40ZM79 200V199H78ZM94 200V199H93ZM122 200V199H121ZM142 200V199H141ZM144 200V199H143ZM142 200V201H143ZM150 200H151V198H150ZM156 200V201H157ZM180 200V197L179 198H177V200L175 201V199H174V201L175 202H173V203H171L170 204V206L169 207H167V205H166V207H167V209H169L171 206L173 207V204L174 203H178V201ZM204 200H205V197H204ZM222 200H223V198H222ZM222 200H220L221 202H222ZM227 200V199H226ZM229 200V199H228ZM264 200V199H263ZM7 201H8V199H7ZM6 201V202H7ZM45 201H47V200H45ZM83 201V200H82ZM90 201H91V199H90ZM99 201H101V200H99ZM147 201V200H146ZM145 201V202H146ZM160 201V200H159ZM225 201V200H224ZM249 201V200H248ZM248 201L246 200V202H247V208L250 206V204L248 205ZM5 202V203H6ZM17 202H19V201H17ZM84 202H86V200L84 201ZM83 202V203H84ZM105 202V201H104ZM111 202V200L109 201V203ZM119 202V201H118ZM133 202V201H132ZM141 201H139V203H140ZM143 203V206H144V204H146V203ZM151 202L153 203H155V201H152L151 200ZM188 202V201H187ZM207 202V201H206ZM212 202V201H211ZM214 202V201H213ZM243 202H244V200H243ZM8 203V202H7ZM13 203V202H12ZM21 203H22V201L21 202H19V204L21 205ZM25 203V202H24ZM40 203V202H39ZM78 203H79V201H78ZM106 204H107V200H106V202H105ZM113 203H115V202H113ZM122 203V202H121ZM128 203V202H127ZM127 203H125L126 205H127ZM134 203H136L135 201H134ZM157 203V202H156ZM166 203H170V201L169 202H167L166 201ZM176 203V204H177ZM180 203H182V201H180ZM180 203H178L179 205H181ZM193 203V202H192ZM196 203V202H195ZM220 203V202H219ZM229 203V202H228ZM261 203H262V201H261ZM1 204H2V202H1ZM0 204V205H1ZM3 204H4V202H3ZM14 204H17L18 205V203H14ZM49 204H50V201H49ZM58 204V205H59ZM158 204V203H157ZM161 204H163L162 202L161 203H159L157 206H160ZM222 204V203H221ZM224 204V203H223ZM241 204V203H240ZM16 205V206H17ZM20 205H18L19 207H20ZM23 205H26V204H23ZM22 205V206H23ZM91 205V204H90ZM116 205H117V202H116ZM130 205V207H131V204H129ZM135 206H136V204H134ZM153 205V204H152ZM175 205V204H174ZM185 205H189L188 203L186 204L185 203ZM185 205H184V207H185ZM192 205H194V204H192ZM206 205V204H205ZM210 205V204H209ZM211 205H213V204H211ZM218 205V204H217ZM216 205V206H217ZM9 206H10V203H9ZM16 206H14L16 209H19V207H16ZM20 207V208H22V210H24L25 211V209H24V207ZM27 206V205H26ZM45 206V205H44ZM88 206V205H87ZM102 206V205H101ZM103 206H104V204H103ZM102 206V207H103ZM156 206V205H155ZM161 206H163V205H161ZM161 206H160V209H161ZM224 206H226L225 204H224ZM240 206V205H239ZM1 207V206H0ZM31 207V206H30ZM35 207V206H34ZM37 207H39V206H37ZM67 207H71V206H67ZM83 207V206H82ZM81 207V208H82ZM93 207V206H92ZM94 207H95V205H94ZM118 207H120V206H118ZM152 207V206H151ZM149 207L151 210H149L148 211V209H147V211H144V209L142 208V210H141V214H137V213H139L138 211H139V209H141V208H138V210L135 212V210H136V208H135V210L132 212V210L131 211H121V213L119 212V213H115L116 215H118V218H117V216H116V218L114 217V219L115 220H117V221H115L114 222V224H117L118 222V227L123 231V232H129L130 234L129 235H131L132 233L131 232H133V231H135V233L132 235V236H134L133 237V240H134V238H135V240H136V237L137 238H140V239H142V238H146V237H143V236H146L144 233H143V231H142V229L146 232L147 230H145V229H148V228H150V227H148V226H150L151 225V227L153 226H155V227H157V228H153V230H154V236H156V234H157V238H158V230H160L158 227V225H160L161 224V226H163L164 225V223H163V219H164V221H166L167 222V220H173L172 218L171 219H167V214H169L170 212H172V210L170 211V210H168V211H170V212H168V211H166V209H164L165 208V206L164 207H162V211L159 209V211H157L156 209V207ZM182 207V206H181ZM191 207V206H190ZM201 207V206H200ZM208 206H206L205 208H207ZM220 207V206H219ZM223 207V206H222ZM241 207V206H240ZM242 207H243V204H242ZM264 207V206H263ZM11 208H12V206H11ZM26 208V207H25ZM32 208H33V206H32ZM31 208V211H33V209ZM40 208V207H39ZM73 208V210H75L74 209V207H72ZM98 208V207H97ZM125 208V207H124ZM154 208H156V209H154ZM159 208V207H158ZM174 209L175 208H177L176 206L175 207H173ZM172 208V209H173ZM189 208V207H188ZM239 208V207H238ZM247 208H245V210L247 209ZM5 209V208H4ZM27 210H30V208H26ZM38 209V208H37ZM70 209V208H69ZM79 209V208H78ZM106 209V208H105ZM118 209V208H117ZM120 209V208H119ZM122 209H123V206H122ZM179 209H181V208H179ZM178 208H177V211L179 210ZM202 209V208H201ZM3 209H1V211H2ZM22 210H21V212H22ZM41 210V209H40ZM40 210H39V213H40ZM72 210V211H73ZM100 210H102L101 208H100ZM99 210V212L100 213H98V214H100L101 215V213H103V211L101 212ZM115 210V209H114ZM152 210H156L157 212H162V214L160 215V216H157L156 215V213L154 212V211H152ZM163 210H165V211H163ZM194 210V209H193ZM206 210V209H205ZM238 210V209H237ZM17 211V210H16ZM20 211V210H19ZM37 211V210H36ZM50 211H52V210H50ZM50 211H49V213H50ZM76 211V210H75ZM108 211H109V209H108ZM143 211H144V213H143ZM176 210H175V212H177ZM184 211V210H183ZM189 211V210H188ZM207 211V210H206ZM216 211V210H215ZM238 211H240V210H238ZM244 211V210H243ZM249 211H250V213H249ZM58 212V211H57ZM79 212H81L82 213V211H80L79 210ZM95 212V211H94ZM126 212V213H125ZM135 212V213H134ZM166 213V215H164L165 213ZM180 212H182L181 210H180ZM185 212H187V211H185ZM248 214H251L252 213V211L250 210V207L248 208ZM261 212V211H260ZM264 212V211H263ZM262 212V213H263ZM6 213V212H5ZM31 213V212H30ZM29 213V214H30ZM56 213V212H55ZM91 213H92V211H91ZM104 213H105V211H104ZM114 213V212H113ZM131 213V214H130ZM178 213V212H177ZM183 213V212H182ZM189 213H191V212H189ZM188 213V214H189ZM205 213V212H204ZM239 213V212H238ZM242 213V212H241ZM254 213V212H253ZM261 213V214H262ZM2 214H4V213H2ZM12 214V213H11ZM19 214H20V212H19ZM28 214V216H29V218H30V215ZM35 214V213H34ZM37 214V213H36ZM59 214V213H58ZM77 214H80V213H78L77 212ZM106 214V213H105ZM110 214H111V212H110ZM114 214V215H115ZM172 214V213H171ZM213 214V213H212ZM6 215V214H5ZM15 216H16V214H14ZM13 215V216H14ZM21 215V214H20ZM45 215H46V213H45ZM82 215V214H81ZM80 215V216H81ZM104 215V214H103ZM162 215H164V217L162 216ZM206 215V214H205ZM209 215V214H208ZM236 215H237V212H236ZM241 215V214H240ZM243 215H247L246 213L245 214H243ZM242 215V216H243ZM22 216H23V214H22ZM21 216V218H23V217H25V215L22 217ZM27 216V215H26ZM28 216H27V218H28ZM33 216V215H32ZM37 216V215H36ZM35 215H34V217H36ZM39 216H40V214H39ZM48 216V215H47ZM63 216V215H62ZM214 216V215H213ZM220 216V215H219ZM251 216V215H250ZM254 216V215H253ZM255 216H257L256 215V213H255ZM264 216V215H263ZM17 217V219L19 220L20 218H19V216H16ZM16 217H14V218H16ZM42 217V216H41ZM43 217H44V214H43ZM49 217V216H48ZM51 217V216H50ZM65 217V216H64ZM101 217V216H100ZM169 217V216H168ZM170 217H171V215H170ZM169 217V218H170ZM2 218H4V217H2ZM66 218V217H65ZM82 218V217H81ZM85 218V217H84ZM145 218V219H144ZM205 218V217H204ZM207 218H208V216H207ZM217 218H218V216H217ZM216 218V221L218 220ZM244 218V217H243ZM263 218V217H262ZM8 219V218H7ZM12 218H10V220H11ZM16 219V220H17ZM31 219V218H30ZM46 219H48L47 217H46ZM52 219V218H51ZM61 219V218H60ZM64 219V218H63ZM70 219V218H69ZM72 219V218H71ZM106 219V218H105ZM113 219V218H112ZM143 219V221H141ZM166 219V220H165ZM253 219V218H252ZM3 220V219H2ZM20 220H23V219H20ZM20 220H19V222H20ZM67 220V219H66ZM81 220H83V219H81ZM87 220V219H86ZM158 220V221H157ZM162 220V221H161ZM201 220V219H200ZM210 220H211V218H210ZM255 220H256V218H255ZM260 220V219H259ZM28 221V220H27ZM50 221V220H49ZM244 221V220H243ZM248 221H250V220H248ZM261 221V220H260ZM7 222H8V220H7ZM17 222V221H16ZM15 222V223H16ZM24 222V221H23ZM26 222V221H25ZM32 222V221H31ZM62 222V221H61ZM67 222V221H66ZM69 223H67V224H70L71 223V220L70 221H68ZM111 222V221H110ZM148 222H150V224H148V226H147V228L145 227V225H147L146 223H148ZM158 222H160V224H158ZM165 222V223H166ZM235 222V221H234ZM251 222V221H250ZM259 222V221H258ZM22 223V221L20 222V224ZM29 223H30V221H29ZM144 223V224H143ZM163 223V224H162ZM168 223V222H167ZM170 223V222H169ZM238 223L239 222H237V223H235V224H237L238 225ZM242 223V222H241ZM254 223V222H253ZM264 223V222H263ZM17 224H19V223H17ZM24 224V223H23ZM84 224V223H83ZM87 224H88V222H87ZM86 224V225H87ZM110 224V223H109ZM143 224V225H142ZM200 224V223H199ZM198 224V225H199ZM248 224V223H247ZM246 224V225H247ZM261 224V223H260ZM5 225V224H4ZM25 225H26V223H25ZM24 225V226H25ZM51 225V224H50ZM98 225V224H97ZM172 224H168L165 228V230H169V229H167V227L169 228L170 226H171ZM245 225V224H244ZM261 225H264V224H261ZM0 226H2V224L0 225ZM16 226H18V225H16ZM68 226V225H67ZM88 226V225H87ZM117 226V225H116ZM208 226V225H207ZM26 227V226H25ZM55 227V226H54ZM62 227V226H61ZM66 227V226H65ZM70 227H71V224H70ZM141 227H145V228H141ZM163 227V228H164ZM206 227V226H205ZM212 227V226H211ZM250 227V226H249ZM254 227H256L255 226V224H254ZM260 227V226H259ZM258 227V229H260ZM15 228V227H14ZM13 228V229H14ZM57 228V227H56ZM56 228H54V229H56ZM89 228V227H88ZM98 228H99V225H98V227H97V230H98ZM115 228H117V227H115ZM119 228H118V231H119ZM163 228H161L162 230H160V233H163L164 234V232H163ZM174 228V227H173ZM196 229L198 228V227H195ZM248 228V227H247ZM5 229V228H4ZM13 229L11 230V232H14L15 233V229H14V231H13ZM18 229V228H17ZM50 229H52V228H50ZM53 229V230H54ZM69 229V228H68ZM108 229H110V228H108ZM135 229V230H134ZM156 229H157V231H156ZM195 229V230H196ZM214 229V228H213ZM224 229V228H223ZM253 229V228H252ZM261 229H262V227H261ZM22 230V229H21ZM63 230V229H62ZM62 230H60L61 232H62ZM90 230V229H89ZM115 231H116V229H114ZM129 230V231H128ZM153 230L151 231V229L148 231V232H153ZM202 230V229H201ZM209 230V229H208ZM51 231V230H50ZM79 231V230H78ZM77 231V232H78ZM85 231H87V229L85 230ZM138 231H140V232H138ZM142 231V232H141ZM162 231V232H161ZM197 231V230H196ZM196 231H194V232H196ZM199 231V230H198ZM204 231V230H203ZM202 231V232H203ZM226 231H227V228H226ZM225 231V232H226ZM230 231V230H229ZM245 231H246V228H245ZM255 232H256V230H254ZM258 231V230H257ZM262 231H263V229H262ZM10 232V231H9ZM10 232V233H11ZM19 232H20V229H19ZM22 232V231H21ZM20 232V233H21ZM24 232V231H23ZM53 232V231H52ZM63 232H64V230H63ZM62 232V233H63ZM90 232V231H89ZM110 232H112V231H110ZM121 232V231H120ZM147 232V233H148ZM157 232V233H156ZM193 232V233H194ZM201 232V231H200ZM249 231H247V233H248ZM252 232V231H251ZM5 233L7 234V232L6 231H4V234L3 233H1L2 235H4L5 236ZM65 233V232H64ZM67 233V232H66ZM103 234H105V232H102ZM119 233V232H118ZM136 233H140L139 235L138 234H136ZM150 233V234H151ZM156 233V234H155ZM168 233V232H167ZM170 233V232H169ZM169 233L167 234V236L169 235ZM199 233V232H198ZM208 233V232H207ZM211 233V232H210ZM0 234V236H2ZM12 234V233H11ZM11 234H8L7 236H9V238H10V236H11ZM48 234V233H47ZM52 234V233H51ZM68 234V233H67ZM71 234H72V232H71ZM70 234V232H69V235H71ZM136 234V235H135ZM142 234V235H141ZM150 234H148L147 236H148V238H150V239H155L154 238V236H153V233H152V238H151V235ZM192 234V233H191ZM190 234V235H191ZM200 234V233H199ZM204 234V233H203ZM24 235V237L26 238V242L27 241H30L29 239V237H26V235L25 234H23ZM82 235H84L83 233H82ZM81 235V236H82ZM114 235H116V234H114ZM113 235V236H114ZM123 235H124V233H123ZM123 235H122V237H123ZM125 235H126V233H125ZM196 235V234H195ZM210 235V234H209ZM225 235H226V233H225ZM259 235V234H258ZM18 236V235H17ZM48 236V235H47ZM49 236H50V234H49ZM48 236V237H49ZM72 236H74V235H72ZM77 236H79V235H77ZM97 236H99V235H97ZM106 236V235H105ZM127 236V235H126ZM132 236H130V238H131V240H132ZM136 236V237H135ZM164 236V235H163ZM162 236V237H163ZM206 236H208V235H206ZM221 236V235H220ZM224 236V235H223ZM246 236H249L248 234L246 235ZM76 237V236H75ZM83 237V236H82ZM108 237V236H107ZM110 237H112V235H110ZM109 237V238H110ZM115 237V239L118 237V236H114ZM210 237V236H209ZM228 237H229V235H228ZM253 237H254V235H253ZM259 237V236H258ZM28 238V239H27ZM51 238V240H52V237H50ZM73 238V237H72ZM101 238V237H100ZM119 238V237H118ZM117 238V239H118ZM194 238V237H193ZM224 238V237H223ZM222 238V239H223ZM225 238H227L226 236H225ZM224 238V239H225ZM0 239H1V237H0ZM14 239V238H13ZM12 238H11V243L13 242L12 240H13ZM17 239V238H16ZM21 239V238H20ZM22 239H24V238H22ZM76 239H78V238H76ZM82 239V238H81ZM114 239V240H115ZM116 239V240H117ZM122 239V238H121ZM127 239H129V237L127 238ZM126 239V240H127ZM213 239H215V238H213ZM4 239L2 238V240H0V242L1 241H3ZM48 240L49 241H51L49 238H48ZM102 240V239H101ZM109 240V239H108ZM126 240H124V241H126ZM143 240V239H142ZM263 240V239H262ZM9 241H10V239H9ZM9 241H6L8 244L10 243ZM15 241V240H14ZM21 241H23V240H21ZM49 241H48V244H49ZM119 241V240H118ZM145 241V240H144ZM184 241V240H183ZM4 243H6L5 241H3ZM25 242V243H26ZM35 242V241H34ZM33 241L32 242H30V244L31 243H34ZM98 242V241H97ZM102 242V241H101ZM132 242V241H131ZM134 242V241H133ZM132 242V243H133ZM150 242H152V240L150 241ZM150 242H148V243H150ZM157 242V241H156ZM160 242V241H159ZM257 242V241H256ZM255 242V243H256ZM2 243V242H1ZM0 243V247H2L3 248V246H4V243H2L3 244V246H1L2 244ZM10 243V244H11ZM23 243V242H22ZM107 243V242H106ZM185 243V242H184ZM247 243V242H246ZM250 243V242H249ZM262 243V242H261ZM13 244V243H12ZM28 244V243H27ZM47 244V245H48ZM88 244V243H87ZM99 244V243H98ZM109 244H111V243H109ZM154 244V243H153ZM262 244H264V240H263V243ZM13 245H15V243L13 244ZM38 245V244H37ZM108 245V244H107ZM113 245H114V243H113ZM112 245V246H113ZM119 245V244H118ZM158 245V244H157ZM191 244H189V246H190ZM246 245V244H245ZM249 245V244H248ZM256 245V244H255ZM7 246V245H6ZM11 247H8V248H3L5 251L7 250V249H13V247H12V245H10ZM30 246V245H29ZM48 246H50V245H48ZM99 246V245H98ZM111 246V247H112ZM120 246V245H119ZM118 246V247H119ZM123 247L125 246V245H122ZM162 246V245H161ZM187 246V245H186ZM185 246V247H186ZM187 246L184 250H187V252H186V254L190 251H188V249H190V247L192 248L193 247V245L192 246ZM40 247V246H39ZM84 247V246H83ZM110 247V248H111ZM114 247H116V246H114ZM114 247H112L113 248V251H114ZM152 247V246H151ZM160 247V246H159ZM163 247V246H162ZM248 247V246H247ZM256 247V246H255ZM260 247V246H259ZM258 247V248H259ZM16 248V247H15ZM14 248V249H15ZM42 248L43 247H41L40 249L42 250ZM98 248V247H97ZM111 248V249H112ZM125 248V247H124ZM155 248H156V246H155ZM9 249V250H10ZM44 249V248H43ZM94 249H96V248H94ZM117 249V248H116ZM126 249V248H125ZM124 249V250H125ZM130 249V248H129ZM128 249V250H129ZM157 249H158V247H157ZM16 250V249H15ZM108 250H110V249H107L106 251H108ZM124 250L122 251L123 253H124ZM150 250H152V249H150ZM155 250V249H154ZM243 250V249H242ZM252 250H254V249H252ZM258 250H260V249H258ZM1 251H3L2 249H1ZM1 251H0V253H1ZM4 251V252H5ZM47 251V250H46ZM112 251V252H113ZM118 251H119V248H118ZM121 251V250H120ZM125 251H127V250H125ZM131 251H133V250H131ZM246 251V250H245ZM255 251H256V249H255ZM11 252H13V250H11L10 251V253ZM116 252V251H115ZM182 252H183V250H182ZM199 252V251H198ZM45 253V252H44ZM47 253H48V251H47ZM100 253V252H99ZM107 253V252H106ZM109 253H111V252H109ZM108 253V254H109ZM114 253V252H113ZM127 253V252H126ZM184 253V252H183ZM192 253V252H191ZM190 253V254H191ZM248 253V252H247ZM7 254H9V252L7 253ZM7 254H5L6 256H7ZM27 254H28V252H27ZM49 254V253H48ZM91 254V253H90ZM104 254H105V252H104ZM118 254V253H117ZM94 255V254H93ZM100 255V254H99ZM103 255V254H102ZM110 255V254H109ZM125 255H127V254H125ZM189 255V254H188ZM221 255V254H220ZM251 255V254H250ZM254 255V254H253ZM259 255V254H258ZM261 255V254H260ZM1 256V255H0ZM9 256H11V255H9ZM37 256V255H36ZM114 256V255H113ZM218 256V255H217ZM223 256V255H222ZM222 256H220V258L219 259H222ZM247 256V255H246ZM255 256V255H254ZM4 257V256H3ZM2 257V258H3ZM16 257V256H15ZM91 257H92V255H91ZM95 257V256H94ZM116 256H114V258H115ZM131 257V256H130ZM133 257V256H132ZM5 258V257H4ZM3 258V259H4ZM7 258H9V257H7ZM18 258V257H17ZM107 258H108V256H107ZM129 258V257H128ZM251 258V257H250ZM258 258V257H257ZM15 259V258H14ZM109 259H112V258H109ZM215 259H217L216 257L214 258V260ZM95 260V259H94ZM96 260H97V258H96ZM116 260V259H115ZM119 258H118V261L117 262H119ZM251 260H252V258H251ZM253 260H254V258H253ZM98 261V260H97ZM8 262V261H7ZM78 262V261H77ZM116 262V261H115ZM116 262V263H117ZM6 263V262H5ZM12 263V262H11ZM15 263V262H14ZM28 263V262H27ZM4 264V263H3ZM8 264H10V263H8ZM18 264V263H17ZM30 264V263H29ZM39 264H40V262H39ZM120 264V263H119ZM252 264V263H251ZM264 264V263H263Z\"/></svg>",
	"mask_w": 264,
	"mask_h": 264
}]
</instances>
